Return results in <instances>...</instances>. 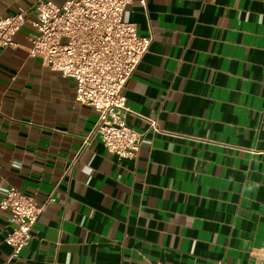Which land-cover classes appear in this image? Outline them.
<instances>
[{"label": "crops", "instance_id": "obj_1", "mask_svg": "<svg viewBox=\"0 0 264 264\" xmlns=\"http://www.w3.org/2000/svg\"><path fill=\"white\" fill-rule=\"evenodd\" d=\"M37 1L0 0V20ZM145 1L123 17L153 37L123 89L134 160L81 151L97 113L30 54L31 23L0 49V202L54 198L13 258L0 209V264H264V0Z\"/></svg>", "mask_w": 264, "mask_h": 264}, {"label": "built area", "instance_id": "obj_2", "mask_svg": "<svg viewBox=\"0 0 264 264\" xmlns=\"http://www.w3.org/2000/svg\"><path fill=\"white\" fill-rule=\"evenodd\" d=\"M133 1L69 0L58 6L39 0L33 9L35 20L24 12L0 20V49L13 47L15 34L31 23L37 32L30 38V54L40 57L51 71L74 79L76 101L96 111L97 121L83 139L81 151L100 141L109 153L130 160L138 157L144 134L126 124L130 109L123 89L153 42V37L140 36L135 24L123 19ZM141 3L146 6L145 0ZM148 121V131L158 132L157 121ZM53 201L50 195L46 203ZM45 204L38 205L34 195L14 188L0 202L14 224L6 238L12 258L30 244Z\"/></svg>", "mask_w": 264, "mask_h": 264}]
</instances>
